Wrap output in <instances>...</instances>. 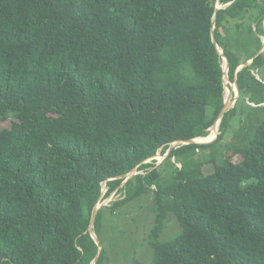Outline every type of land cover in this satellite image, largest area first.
I'll use <instances>...</instances> for the list:
<instances>
[{
  "label": "trees",
  "instance_id": "trees-1",
  "mask_svg": "<svg viewBox=\"0 0 264 264\" xmlns=\"http://www.w3.org/2000/svg\"><path fill=\"white\" fill-rule=\"evenodd\" d=\"M263 21L264 0H0V122L13 119L0 127V264H111L107 211L149 191L150 264H264ZM214 39L248 98L234 135L244 139L218 152L236 105L213 142L147 163L219 121ZM239 45L254 61L238 71ZM135 169L144 174L125 182ZM105 184L103 198L126 196L98 210L97 245ZM171 214L181 232L160 242Z\"/></svg>",
  "mask_w": 264,
  "mask_h": 264
},
{
  "label": "rangeland",
  "instance_id": "rangeland-1",
  "mask_svg": "<svg viewBox=\"0 0 264 264\" xmlns=\"http://www.w3.org/2000/svg\"><path fill=\"white\" fill-rule=\"evenodd\" d=\"M219 4V3H218ZM217 4V6H218ZM219 8H225L226 6L219 5ZM252 28L255 27V23L251 20ZM233 25L236 23L233 22ZM264 27V21H263ZM243 30L240 32L248 33V28L242 27ZM244 30H246L244 32ZM237 32L238 35H243ZM255 36H260L259 32L256 30L254 32ZM225 38H229L231 44L237 45L236 37L232 35L231 31L224 33ZM263 41V49L262 53H264V35L261 37ZM249 48V47H248ZM252 50V47H251ZM222 51V49H221ZM237 55L239 56V61L242 63L239 69L242 68V65L247 61V55L244 52V48L239 45L237 49ZM225 58H223V68L226 69V62ZM227 71V70H226ZM257 78L264 82V62L260 68H257L254 71ZM225 102L228 104V109H231L238 105V113L231 121V126L224 137L223 142L220 144L219 151H224L225 146L230 143L239 142L243 137L236 138L234 135L235 133L241 129L243 126L242 121L244 119V112L247 109L246 105H249L248 98L242 97L239 93H236L235 84L229 81L227 77V73L225 72ZM13 119L4 120L0 122V127L2 129H9L12 126ZM218 126V131L216 138L217 139L220 133V121ZM213 128V127H212ZM212 130V129H211ZM210 130V132H211ZM209 132V133H210ZM205 142V140H202ZM179 144L175 143L173 146H177ZM209 151L202 152V155H208ZM165 158L161 153L154 158L149 160L147 163H156L161 164ZM239 157H235V161H239ZM180 167V165H176ZM172 164L168 163L165 165V169L163 173H166L170 170ZM215 167L214 164H209L204 166L203 170L206 174L212 173ZM151 170V169H150ZM138 174H144L143 171H139L135 169L131 172L128 177L132 178ZM128 179V178H127ZM104 195L107 192V186L104 185L103 188ZM98 203V207H111L112 204L116 201L124 199L126 193L120 190L115 191L110 197L103 198ZM170 216V215H169ZM155 224V207L153 201V192L149 191L146 194H143L134 200L128 201L126 204L121 205L118 207L116 212H111L110 210L107 211V215H105L104 222H103V229H102V236L101 240L105 250L107 251L109 260L111 264H150L152 258V245L150 243L149 235L154 227ZM181 232L180 225L173 214L169 217L163 232L160 234L159 241L166 242L169 240L174 239L179 233Z\"/></svg>",
  "mask_w": 264,
  "mask_h": 264
},
{
  "label": "water",
  "instance_id": "water-1",
  "mask_svg": "<svg viewBox=\"0 0 264 264\" xmlns=\"http://www.w3.org/2000/svg\"><path fill=\"white\" fill-rule=\"evenodd\" d=\"M230 5V4H229ZM229 5H227V6H229ZM221 8H219L218 6H217V11H219ZM216 17V16H215ZM213 29H214V26H215V20L213 21ZM213 42H214V44L216 45V48H217V50H218V52L220 53V55H222L223 56V58H225V60H226V69L224 70V72H226V70L227 71H229V66H228V60H227V58L223 55V51H221V49L219 48V46L217 45V43H216V41H215V39L213 40ZM263 49V48H262ZM262 53V50L258 53V55L259 54H261ZM257 55V56H258ZM253 61H254V59L251 61V62H246V63H244L243 65H242V68L243 67H245V66H250L252 63H253ZM242 64V63H241ZM241 66V65H240ZM241 68V69H242ZM241 69H238V71L239 70H241ZM237 86V85H236ZM237 89H238V87H237ZM239 89H238V95H239ZM229 109H228V104L225 102V105H224V109L222 110V112H221V114H220V116H219V121H221V119H222V117L224 116V114L228 111ZM216 125V124H215ZM215 125L213 126V127H215ZM213 142V141H212ZM177 144H183V145H188V144H207V143H203V142H200V141H197L196 139H192V140H188V141H179V142H176ZM209 143H211V142H209ZM175 144V143H174ZM176 146H171L170 147V149L168 150V152H167V154L165 155V158L166 157H168L169 155H170V153H171V151L175 148ZM164 158V159H165ZM133 172V171H132ZM127 178L128 179H126V181L125 182H127V180H129L130 178L127 176ZM100 209V207H98V204H97V206H96V208L94 209V211H93V215H92V221H91V233H92V236H93V239H95L96 240V243H97V245H99V242H98V240H97V238H96V235L94 234V232H93V224H94V221H95V218H96V215H97V212H98V210ZM101 250V249H100ZM93 264H95V261L93 262Z\"/></svg>",
  "mask_w": 264,
  "mask_h": 264
},
{
  "label": "bare ground",
  "instance_id": "bare-ground-1",
  "mask_svg": "<svg viewBox=\"0 0 264 264\" xmlns=\"http://www.w3.org/2000/svg\"><path fill=\"white\" fill-rule=\"evenodd\" d=\"M220 4H218V6H219ZM226 62V61H225ZM235 88H236V93H238V89H237V86H236V84H235ZM219 124V121H217V123H216V125H215V127H213V128H211L210 130H211V132H210V134L207 136V137H200V138H197L196 140L197 141H200V142H202V140H205V142H203V143H209V142H212V141H214L215 139L214 138H216V133H217V131H218V125Z\"/></svg>",
  "mask_w": 264,
  "mask_h": 264
},
{
  "label": "clouds",
  "instance_id": "clouds-1",
  "mask_svg": "<svg viewBox=\"0 0 264 264\" xmlns=\"http://www.w3.org/2000/svg\"><path fill=\"white\" fill-rule=\"evenodd\" d=\"M226 72H228V71H226ZM225 73V72H224ZM226 74V73H225ZM227 77H228V73H227ZM224 81H225V79H224ZM210 131V130H209ZM216 140V139H215ZM154 159V158H153ZM148 162V161H147ZM159 165V164H158ZM103 195H104V192H103Z\"/></svg>",
  "mask_w": 264,
  "mask_h": 264
},
{
  "label": "crops",
  "instance_id": "crops-1",
  "mask_svg": "<svg viewBox=\"0 0 264 264\" xmlns=\"http://www.w3.org/2000/svg\"><path fill=\"white\" fill-rule=\"evenodd\" d=\"M263 42V41H262Z\"/></svg>",
  "mask_w": 264,
  "mask_h": 264
}]
</instances>
